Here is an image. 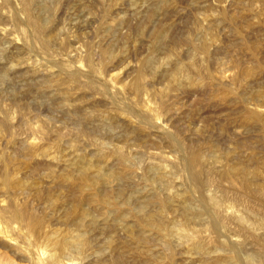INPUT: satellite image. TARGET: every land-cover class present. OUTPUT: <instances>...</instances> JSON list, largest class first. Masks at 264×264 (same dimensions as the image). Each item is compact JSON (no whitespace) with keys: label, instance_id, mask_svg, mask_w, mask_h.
<instances>
[{"label":"rangeland","instance_id":"rangeland-1","mask_svg":"<svg viewBox=\"0 0 264 264\" xmlns=\"http://www.w3.org/2000/svg\"><path fill=\"white\" fill-rule=\"evenodd\" d=\"M24 7L44 34L28 26ZM0 29V226L20 208L44 219V234L79 233L60 223L48 194L62 195L67 209L69 187L79 183L72 157L94 159L103 149L108 158L99 167L132 173L101 188L121 189L120 220L97 219L85 258L66 253L59 264H264V0H0ZM250 114L259 120L246 124ZM114 146L124 165L110 156ZM190 154L205 157L199 181L189 172ZM160 157L172 186L151 184L148 166ZM237 163L256 171L249 185L243 176H222L223 165ZM169 194L177 195L164 217L170 236L134 224L141 211H156L157 200L149 206L148 199ZM206 197L218 202L216 214ZM183 206L192 210L190 221L181 217ZM125 226L134 228L132 238ZM21 229L12 234L14 247H0L1 261L31 264ZM29 239L34 250L27 251L51 253L44 236Z\"/></svg>","mask_w":264,"mask_h":264},{"label":"bare ground","instance_id":"bare-ground-1","mask_svg":"<svg viewBox=\"0 0 264 264\" xmlns=\"http://www.w3.org/2000/svg\"><path fill=\"white\" fill-rule=\"evenodd\" d=\"M24 1V4L31 1V0H23ZM246 2V1H245ZM33 3V1H32ZM40 3V2H39ZM49 3V2H48ZM28 5V4H26ZM255 5V4H254ZM25 6V5H24ZM51 7V6H50ZM254 9V8H253ZM23 12L25 13L24 15H26L27 17V24L29 27H31L32 29H34V31L41 35V34H44L46 31L44 29V25H42L39 21L35 20L32 18L29 10L27 7H24L23 9ZM236 13V12H235ZM242 13V12H241ZM255 13V12H254ZM259 14V13H258ZM257 14V15H258ZM32 15H33V12H32ZM36 17V16H35ZM40 17V16H39ZM229 17V15H228ZM257 17V16H256ZM230 18V17H229ZM41 19V18H40ZM49 19V18H48ZM42 21V20H41ZM209 21V20H208ZM232 21V20H231ZM218 23V22H217ZM223 24V23H222ZM3 25V24H2ZM207 25V24H206ZM2 29V28H1ZM0 29V31H1ZM4 31V29L2 30ZM2 31H1V34H2ZM44 32V33H43ZM48 33V32H47ZM46 33V34H47ZM52 33V32H51ZM159 33H160V30H159ZM163 33V32H162ZM58 34V33H57ZM165 34V33H164ZM162 35V34H161ZM38 36V35H37ZM5 37V36H4ZM40 37V36H39ZM135 37V36H134ZM160 37V35H159ZM165 37V36H164ZM18 38V37H17ZM44 38V37H43ZM56 38V37H55ZM206 38V37H205ZM52 40H56V39H53V37L51 38ZM157 39V37H156ZM164 39V38H163ZM208 39V36L207 38ZM43 40V39H42ZM46 40V39H45ZM160 40V39H159ZM186 40V39H185ZM1 41V40H0ZM37 41V39H36ZM49 41V40H48ZM133 42V41H132ZM163 42V41H162ZM161 42V43H162ZM207 42V41H206ZM42 43V42H41ZM47 41L44 42V46H47ZM196 44V43H195ZM41 45V44H40ZM161 45V44H160ZM215 45V44H214ZM43 46V44H42ZM41 46V47H42ZM43 46V47H44ZM40 47V48H41ZM46 48V47H45ZM155 48V47H154ZM158 48V47H157ZM45 50V49H44ZM22 51V50H21ZM69 51V50H68ZM157 51V49L155 50ZM159 51V50H158ZM20 52V51H19ZM108 52V51H107ZM107 52H104V55L105 56H109ZM106 57V58H107ZM110 57V56H109ZM202 58V57H201ZM19 61V60H18ZM146 61V60H145ZM151 60H148L145 62V65L146 66H149L150 65V62ZM188 61V60H187ZM21 62V61H20ZM78 62V61H77ZM161 62V61H160ZM15 63V62H14ZM164 63V62H163ZM11 64V63H10ZM13 64V63H12ZM11 64V65H12ZM182 65V64H181ZM145 66V67H146ZM151 66V65H150ZM164 66V65H163ZM8 67V66H7ZM12 67V66H10ZM17 67V66H16ZM156 67V66H155ZM165 67V66H164ZM148 68V67H147ZM173 70V75L175 74L176 71L179 72V67L178 65H174V68H172ZM68 71V70H67ZM141 71V70H140ZM146 71V70H145ZM152 71V70H151ZM154 71V70H153ZM49 72V71H47ZM165 72V71H163ZM7 73V72H6ZM143 72H139L138 74V77H137V85L135 84L136 86V89L139 91V89L141 88V80L143 78V75H142ZM147 73V72H146ZM101 74V73H100ZM186 74V73H185ZM2 75V74H1ZM68 75V74H67ZM163 75V74H162ZM166 75V73H165ZM72 76V75H70ZM74 76V75H73ZM1 77V76H0ZM75 77V76H74ZM169 77H171V79L173 78L172 75H170ZM2 79V77H1ZM68 79V78H67ZM70 79V78H69ZM72 79V78H71ZM170 79V78H168ZM170 79V80H171ZM60 80V79H59ZM63 81V80H62ZM70 81V80H68ZM72 81V80H71ZM173 82H174V79H173ZM53 84V83H52ZM72 89V88H71ZM67 90V88L65 89V91ZM75 92V91H74ZM160 94V93H159ZM262 98V97H261ZM63 99V98H62ZM142 99V98H141ZM143 103V102H141ZM64 105V104H63ZM65 106V105H64ZM142 106V105H141ZM79 107V106H78ZM143 107H144V104H143ZM140 108V107H139ZM75 110V109H74ZM141 110V109H140ZM72 111V110H71ZM95 111V110H94ZM145 111V110H144ZM64 112V111H63ZM147 112V111H146ZM67 113V112H66ZM65 113V114H66ZM131 113V112H130ZM149 113V112H148ZM154 113V112H153ZM64 114V115H65ZM72 114V113H71ZM151 114V113H150ZM87 115V114H86ZM93 115V114H91ZM100 115V114H99ZM104 115V114H102ZM153 115V114H152ZM155 115V114H154ZM90 116H88V119H89ZM151 117V116H150ZM153 117V116H152ZM155 117V116H154ZM259 117L257 114H250V117L246 118L245 119V123L247 124L250 120H254V121H258L259 120ZM99 117H97L98 119ZM120 118V117H119ZM94 119H96L94 117ZM100 119V118H99ZM118 119V118H117ZM122 119V117H121ZM142 119V118H140ZM261 120V118H260ZM87 121H90L87 120ZM94 121V120H93ZM101 121V119H100ZM103 121V120H102ZM161 121V120H160ZM125 122V121H124ZM73 123V122H72ZM89 124H92L90 122H88ZM94 124H96L95 122H93ZM101 123V122H100ZM100 123H98L99 125H101ZM124 124V123H123ZM126 124V123H125ZM131 124H132V121H131ZM86 125V124H85ZM98 125V127L100 128V126ZM119 125V124H118ZM121 125V124H120ZM150 125V124H149ZM97 126V125H96ZM102 126V125H101ZM129 126V125H128ZM127 126V127H128ZM132 126V125H131ZM93 127V126H92ZM137 127V126H136ZM90 128V127H89ZM97 128V127H96ZM138 128V127H137ZM102 129V128H101ZM130 129V128H129ZM173 129V128H172ZM100 130V129H99ZM124 130V129H123ZM93 131V130H92ZM97 131V130H96ZM111 131V130H110ZM109 131V132H110ZM129 131V130H128ZM107 132V131H106ZM114 133V132H113ZM132 133V132H131ZM148 133V132H147ZM166 133V132H165ZM130 135V134H129ZM107 136V135H106ZM128 136V135H127ZM167 139V138H166ZM170 139V138H169ZM176 141V140H175ZM170 142V141H169ZM178 142V141H177ZM173 143V142H172ZM190 143V142H189ZM169 144V143H168ZM105 145V144H104ZM210 145V143H209ZM94 147V146H93ZM101 147V146H100ZM201 147V146H200ZM211 148V146L209 147ZM215 149V148H214ZM103 150V149H102ZM101 149H97V151H95V155L93 156V158H87V157H84V156H74L72 157V160H71V164L73 163V165L75 166V168L77 169V171H79L78 173V180H79V183H78V180H77V185L75 186H70L69 187V194H68V197L69 198H73L72 199V204H70L69 206H67L68 208L65 209L64 205L65 203H67L66 201H64V198H62L63 196L60 195V194H56V196H54V194H48V199L49 201L51 202V210L52 212L54 213H57L58 215V220L62 221L60 223H63L66 228L67 227H71V228H75L77 229V231L79 233L77 234H73V232H70L67 228V231L68 232H65V233H60V229H59V233H55L53 235H49V233H43L44 230L43 228L44 225H45V221L44 219L42 218H30V217H27V214L26 212H22V211H14L12 212L9 216H8V221L7 224L5 225L6 227H2L0 226V247H12L15 243V239L12 238V234L13 232H15L16 230V234L17 232H20L22 231L21 227L24 226L25 228V232H23V236H22V239L23 241L19 243H23L24 242V239H25V244H27V246L29 247V242L31 241L29 238L31 237H34L37 238L35 239L36 241H38V237L40 236H44V238L46 239L45 241H48L49 244L52 246H50L52 248L51 250V253L50 254H47V253H43V251H34V253H32L31 251L34 250L31 246L29 248H32V250H28L26 248L28 247H25L23 248L24 246H21L23 248L22 251L25 250V254H27L29 252V259L28 261L31 263V264H59V258L60 256H62L63 254H69L70 256L71 255H76V256H80L82 258V256L89 250H91V245H90V240H91V237L88 236L87 233H91L93 230L95 231V229L97 228L96 224L98 223L97 221L99 220V218L102 220V222H108V219L111 217V215L115 214V218L118 217L119 220H120V217H121V214H120V206L118 205L117 203V199L116 198V195H119L120 194V191L121 189L119 188V186L117 187H108L106 188L104 191H101L103 189V187L107 184V181H113V183L118 182L119 180H124V179H128L130 178L131 176V171L127 170V168H125V170L123 171V168H122V165L120 166V168L122 169L123 172H118V170L114 171L110 168V166H107L105 164V167L102 168V167H99L98 162H102V161H105L106 160V157L107 155L102 151ZM163 151V150H162ZM156 152V151H155ZM196 152V151H195ZM194 152V153H195ZM200 152V151H198ZM231 152V150L229 151ZM182 153V152H181ZM193 153V152H192ZM191 153V154H192ZM110 156L111 154L115 156L116 158V161L119 163V164H122L123 161H125V157L123 154H122V151L119 147L117 146H114L112 148V151L109 153ZM191 154L188 156L190 157ZM197 154V153H196ZM227 154V153H226ZM232 154V153H231ZM154 155V154H153ZM194 157H190L189 158V168H190V173H191V177L192 179H194L195 181H199L200 180V176H201V172L202 170H204V162H205V157H203V155H195L193 154ZM230 156V155H229ZM228 156V157H229ZM91 157V156H90ZM71 158V157H70ZM108 158V157H107ZM231 158V157H230ZM255 158V157H254ZM217 159V158H216ZM227 159V158H226ZM233 160V157L231 158ZM173 160V159H172ZM225 160V159H224ZM3 161V160H2ZM107 161V160H106ZM228 161V160H226ZM8 162V161H7ZM6 162V163H7ZM230 162V161H229ZM261 162V161H260ZM5 163V162H3ZM69 163V162H68ZM98 163V164H97ZM106 163V162H105ZM166 163V158L165 157H160V161H158V163H156V165L154 164H150L148 166V170L149 171H152L153 172V177L152 179H150L151 181V184H155L156 182H162V183H165L164 185L168 184V179L170 178V170H168L167 166L165 165ZM9 164V163H8ZM113 164V163H112ZM220 164V163H218ZM226 164V163H225ZM264 164V163H263ZM124 165V163H123ZM233 165V164H231ZM7 167V164L5 165ZM244 166V165H243ZM241 164H235L231 167H226L225 165L222 166L220 172L222 174V176L224 178H227L229 179L230 177L232 176H243L245 178V182L247 185L250 184V180L248 179V176H253L254 173L256 172H248V170H246L244 167H243ZM247 167V166H246ZM102 168V169H101ZM207 169V168H206ZM263 169V167H262ZM8 170V168H7ZM264 170V169H263ZM205 171V170H204ZM211 171V170H209ZM213 171V170H212ZM208 172V170H207ZM7 174V173H6ZM5 174V175H6ZM173 174V173H172ZM10 175V174H9ZM155 175V176H154ZM203 175V174H202ZM205 175V174H204ZM257 175V174H256ZM132 177V176H131ZM151 178V177H150ZM174 178V177H172ZM255 178V177H254ZM131 179V178H130ZM205 179V178H204ZM4 186L6 187H10L8 186L9 185V179L8 177H4ZM129 180V179H128ZM230 180V179H229ZM65 181H66V177H65ZM131 182V181H130ZM119 183V182H118ZM121 183V181H120ZM171 183V182H169ZM21 184V183H20ZM152 184V185H153ZM157 184V183H156ZM155 184V185H156ZM22 185V184H21ZM25 185V184H24ZM138 185V184H137ZM158 185V184H157ZM168 185H171V184H168ZM172 186V185H171ZM200 186V185H199ZM102 188V189H101ZM159 188V186H158ZM129 189V188H128ZM35 190V188H34ZM61 190V189H59ZM159 191V190H158ZM171 192V191H170ZM57 193V192H56ZM123 193V192H122ZM178 193V192H177ZM159 194V193H158ZM164 194V192H163ZM16 195V194H15ZM181 196V194H180ZM156 197V196H155ZM177 197V195H174V194H169L168 196H166L165 198L163 199H155L153 197V199H148L146 203H150V202H156L158 204L157 206V209L156 211L154 212V208L151 209L153 210L154 213L150 212H142L137 214L135 216V218L133 220H135V223L134 224H138L141 229L143 231L147 230L149 232H153L155 233V236L157 237H166V235L169 234L170 236V233L173 231L171 228L172 231H170L168 229V225H167V220L165 221L164 220V217L166 215V213L168 212V208H169V205H171L170 203L172 202V200L174 201L175 198ZM117 198L119 199V197L117 196ZM123 198V197H122ZM127 198V197H126ZM151 198V197H149ZM179 198V197H178ZM177 198V199H178ZM125 199V197H124ZM128 200L131 199V198H127ZM126 199V200H127ZM125 200V202H126ZM203 203H204V206L207 208V210L212 214L213 212H217L218 210V202L217 201H214L212 198H204V200H202ZM128 203H130V201H127ZM126 202V203H127ZM179 202V201H178ZM46 203V202H45ZM49 203V202H48ZM125 203V204H126ZM127 203V204H128ZM146 203H143L146 205ZM69 204V202H68ZM88 205L92 210L88 211V209L85 208L84 205ZM122 203H120L121 205ZM126 204V205H127ZM131 204V203H130ZM154 203H152L153 205ZM155 204V205H157ZM123 205V204H122ZM129 205V204H128ZM127 205V206H128ZM132 205V204H131ZM130 205V206H131ZM151 205V206H152ZM5 206V204H4ZM125 206V207H127ZM150 206V204H149ZM49 207V206H48ZM139 207H142L139 205ZM6 208V207H5ZM50 208V207H49ZM156 208V207H155ZM130 209V208H128ZM144 210V206L142 208ZM181 210V217L183 216L184 217V220H189V217L192 210L188 207V206H183V208L180 207ZM179 209V210H180ZM205 209V208H204ZM24 210V209H23ZM48 210V209H47ZM146 210L148 211L147 207H146ZM4 211V210H3ZM7 211V210H5ZM4 211V212H5ZM29 211V210H28ZM127 211V210H126ZM135 211V210H134ZM173 211V210H171ZM176 211V210H175ZM174 211V212H175ZM178 211V210H177ZM176 211V212H177ZM204 211V210H203ZM206 211V210H205ZM1 212V211H0ZM3 212V213H4ZM124 212V211H123ZM130 212V211H129ZM173 212V213H174ZM195 212V211H194ZM7 213V212H5ZM138 213V212H137ZM171 213V212H170ZM213 213V214H214ZM9 214V213H7ZM6 214V215H7ZM96 214V215H94ZM123 214V213H122ZM169 214V213H168ZM216 214V213H215ZM2 215V214H1ZM53 215V214H52ZM55 215V214H54ZM120 215V216H119ZM28 216H30V214L28 213ZM124 215H122L123 217ZM128 216V215H127ZM32 217V216H31ZM34 217V216H33ZM54 217V216H53ZM56 217V216H55ZM129 217V216H128ZM133 216H131L132 218ZM6 218V216L4 217ZM117 218V219H118ZM124 218V217H123ZM130 218V219H131ZM1 219V217H0ZM7 219V218H6ZM98 219V220H97ZM112 219V218H111ZM126 219V218H125ZM128 219V220H130ZM166 219V217H165ZM216 219L218 221V219L220 220V218L217 217L216 215ZM47 220V219H46ZM115 220V219H114ZM118 221H114V222H119ZM132 220V219H131ZM130 220V221H131ZM2 221V220H1ZM0 221V222H1ZM4 222H6L5 219H3ZM195 221V220H194ZM122 222V221H120ZM219 222V221H218ZM3 223V222H2ZM111 224V222H109ZM113 223V222H112ZM132 221H131V225L132 226ZM16 224V225H14ZM23 224V225H22ZM100 224V223H99ZM122 224V223H121ZM61 225V224H60ZM113 225V224H112ZM123 225V224H122ZM126 225V224H124ZM129 225V224H128ZM46 226V225H45ZM115 225L113 226H110V227H114ZM130 226H125V228L123 230H125L124 232H126V234H128L127 236L129 238H132L133 234V230ZM136 226V225H135ZM134 226V227H135ZM100 227V225H99ZM122 227V226H121ZM217 227V226H216ZM65 228V229H66ZM104 228V227H103ZM115 228V227H114ZM119 228V227H118ZM136 228V227H135ZM139 228V227H138ZM46 229V228H45ZM109 229V228H108ZM113 229V228H112ZM121 229V228H120ZM134 229V228H133ZM57 230V229H56ZM62 230V229H61ZM97 230V229H96ZM122 230V229H121ZM175 230V229H174ZM217 230V229H215ZM46 231V230H45ZM138 231V230H137ZM55 232V231H54ZM53 232V233H54ZM76 232V231H75ZM99 232V231H98ZM174 232V231H173ZM140 233V232H139ZM142 233V232H141ZM15 234V235H16ZM135 235V234H134ZM140 234H138L139 236ZM144 235V234H143ZM146 235V234H145ZM173 235V234H171ZM18 236L20 237V235L18 234ZM18 236H16L17 238H19ZM99 236V235H98ZM180 236V235H179ZM15 237V236H14ZM102 237V236H101ZM142 237V236H141ZM147 237V236H146ZM173 237V236H172ZM99 238V237H98ZM135 238L138 239L137 235H135ZM140 238V236H139ZM143 238V237H142ZM148 238V237H147ZM176 238V237H175ZM90 239V240H89ZM100 239V238H99ZM19 240V239H17ZM123 240V239H122ZM134 240V239H133ZM136 240V239H135ZM33 241V240H32ZM44 241V242H45ZM95 241V240H94ZM111 241V240H110ZM142 241V240H141ZM18 242V241H17ZM35 243V242H33ZM105 243V242H104ZM124 243V242H123ZM31 244V243H30ZM102 244V243H101ZM109 244V243H108ZM111 244V243H110ZM48 246V244H46ZM18 246V245H17ZM35 246V245H34ZM105 246V245H103ZM110 247V245H108ZM107 246V247H108ZM131 246V245H130ZM14 247V246H13ZM16 247V246H15ZM21 247H16V248H21ZM106 247V246H105ZM195 247V246H194ZM15 248V249H16ZM48 248V247H47ZM93 248V247H92ZM198 248V246L196 247V249ZM199 248H201L199 246ZM4 249V248H3ZM16 249V251L18 250ZM36 249V248H35ZM5 250H8V249H5ZM14 250V248H13ZM21 250V249H19ZM38 250V249H36ZM45 250V249H44ZM47 250V249H46ZM97 250V249H96ZM10 251V249L8 250ZM27 251V252H26ZM50 251V250H49ZM88 251V252H89ZM20 252V251H19ZM31 252V253H30ZM23 252H20V255H22ZM1 254V253H0ZM24 254V255H25ZM47 254V255H45ZM66 254V255H67ZM19 255V256H20ZM28 255V254H27ZM45 255V257H44ZM23 256V255H22ZM26 256V255H25ZM27 257V258H28ZM64 257V255H63ZM74 257V256H73ZM71 257V258H73ZM149 257V256H148ZM25 258V257H24ZM69 258V257H68ZM83 258H85V256H83ZM82 258V259H83ZM3 259V258H2ZM64 259V258H63ZM67 259V258H66ZM23 260V257L22 259ZM81 260V259H79ZM85 260V259H84ZM64 261V260H63ZM69 264H75L74 262H72L71 260H69ZM74 261V260H73ZM10 262V260H9ZM65 262H67L65 260ZM79 262V261H78ZM14 264V262H10V263H6L5 261H1L0 259V264ZM25 264V263H23ZM29 264V263H28ZM83 264V263H82ZM213 264H227L225 262H219V261H215L213 262ZM229 264V263H228Z\"/></svg>","mask_w":264,"mask_h":264}]
</instances>
